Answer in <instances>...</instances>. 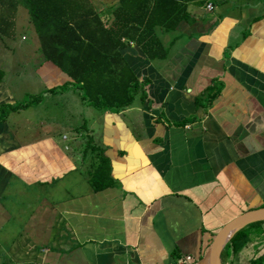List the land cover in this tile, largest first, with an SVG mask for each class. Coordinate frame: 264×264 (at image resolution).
<instances>
[{
	"label": "crops",
	"instance_id": "1",
	"mask_svg": "<svg viewBox=\"0 0 264 264\" xmlns=\"http://www.w3.org/2000/svg\"><path fill=\"white\" fill-rule=\"evenodd\" d=\"M89 2L108 27L119 0ZM21 4L13 32L0 34V106L15 102L3 75L19 71L9 49L22 19L31 22ZM181 15L174 30L155 27L163 59L149 60L133 42L119 50L136 78L150 81L133 118L130 106L97 110L101 133L83 138L84 124H75L59 139L58 123L0 122V264L201 261L212 234L264 207V0H181ZM32 31L38 78L54 83L43 91L58 75L69 82L43 60ZM90 143L103 148L114 182L98 192ZM251 228L259 229L246 228L237 249L254 240Z\"/></svg>",
	"mask_w": 264,
	"mask_h": 264
},
{
	"label": "trees",
	"instance_id": "2",
	"mask_svg": "<svg viewBox=\"0 0 264 264\" xmlns=\"http://www.w3.org/2000/svg\"><path fill=\"white\" fill-rule=\"evenodd\" d=\"M17 1L0 0L1 35L13 32ZM21 3L30 15L43 60L64 72L70 79L67 84L77 85L81 100L88 106L112 113L131 106L136 97L142 103L147 101L146 86L150 83L148 79L136 78L119 50L133 42L149 60L163 59L166 52L155 27L174 30L183 18L181 0H119L120 5L114 10V19L108 27L104 26L89 0H21ZM57 88L44 92L55 93ZM219 89L210 96L208 104L218 95ZM43 93L19 105H1L0 122L5 121L9 112L38 103ZM88 148L98 155L90 183L95 192L102 191L114 184L110 164L102 147L93 145ZM263 223L256 222L239 230L225 245L221 253L222 264L230 261L237 252L235 242L245 237L243 231ZM214 235L209 239L210 244ZM202 260L207 264L206 256ZM263 261L264 253L249 264H262Z\"/></svg>",
	"mask_w": 264,
	"mask_h": 264
},
{
	"label": "rangeland",
	"instance_id": "3",
	"mask_svg": "<svg viewBox=\"0 0 264 264\" xmlns=\"http://www.w3.org/2000/svg\"><path fill=\"white\" fill-rule=\"evenodd\" d=\"M18 2H21V0H18ZM21 8L27 10L22 4ZM16 18H19V12H17ZM22 23L20 29L14 30L15 45L11 44L9 49L11 50L10 55L16 58V61L20 60L18 74L17 76H11L10 80L7 78V72L3 75V80L13 87L12 92L15 95L14 104L17 105L26 102L32 96L44 92L45 86L48 87L49 84H54L53 81L40 80L38 78L43 76V74L36 72V61L34 58H31L33 56L31 54V47L34 41L33 26L31 22L25 19H22ZM22 47L23 50H21ZM37 50L39 51V49ZM57 82L55 86L58 88L55 93H43L38 103L26 109L9 112L6 116V120L8 122L12 120L16 123H41V127L43 128L46 126L45 123H58L59 126L56 129L58 135L55 136L57 139H59V134H65L69 137L73 132L71 126H75V124H79V127L84 124L80 129V136L84 134L83 138H85V134H87V129L88 133L91 130L92 135L101 133V128L97 127L96 124L94 125V123H102L97 116L100 113L93 107H88L85 102L81 100L77 85L67 84L62 75H58ZM62 84H67V86L61 87ZM129 109L126 115H129L130 119L133 118L134 115L140 113V110L137 111V109H140V100L138 97H136ZM24 110H26V112H23ZM43 128L42 130H44ZM88 146H93V143H90ZM73 154L77 156L76 150L73 151ZM261 226L264 228V223ZM257 227H259V229L251 228L254 230V234L256 233L254 240L251 242L248 240L239 246L234 256L230 257L231 264H249L252 257L256 254L255 252L261 246H264L263 228L260 226ZM190 264H203V260L199 261L195 259Z\"/></svg>",
	"mask_w": 264,
	"mask_h": 264
},
{
	"label": "water",
	"instance_id": "4",
	"mask_svg": "<svg viewBox=\"0 0 264 264\" xmlns=\"http://www.w3.org/2000/svg\"><path fill=\"white\" fill-rule=\"evenodd\" d=\"M256 222H264V207L253 208L242 212L225 223L212 238L206 254L207 264H222L221 253L229 240L239 230Z\"/></svg>",
	"mask_w": 264,
	"mask_h": 264
},
{
	"label": "built area",
	"instance_id": "5",
	"mask_svg": "<svg viewBox=\"0 0 264 264\" xmlns=\"http://www.w3.org/2000/svg\"><path fill=\"white\" fill-rule=\"evenodd\" d=\"M206 8L208 10L211 9V4H207ZM192 261H194V259L191 256H185L183 258L177 259L175 260L173 263L171 264H190Z\"/></svg>",
	"mask_w": 264,
	"mask_h": 264
}]
</instances>
